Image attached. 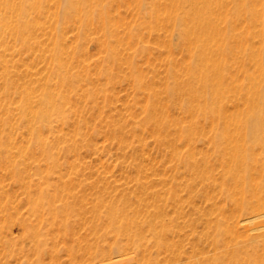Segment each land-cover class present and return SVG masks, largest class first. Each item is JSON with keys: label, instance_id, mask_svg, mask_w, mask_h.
<instances>
[{"label": "rangeland", "instance_id": "obj_1", "mask_svg": "<svg viewBox=\"0 0 264 264\" xmlns=\"http://www.w3.org/2000/svg\"><path fill=\"white\" fill-rule=\"evenodd\" d=\"M18 1L0 0V264H113L109 255L115 240V245L119 241L118 245L124 244L122 251L136 255L137 264L150 258L164 261L162 256L167 260L170 250L162 248L164 254L147 230L152 205L162 210L173 230L164 240L180 253L174 263L197 264L202 213L216 202L227 203L228 198L218 188L222 170L211 156L208 125L199 120L192 145L175 134L176 123L187 120L181 108L188 104L187 91L197 86L190 79L195 50L186 39H178L179 28L172 23L174 13L182 15L188 9L187 0L184 5L183 1L166 0L170 7L165 21L163 13L159 18L146 17L140 0H101L94 8L87 6L69 15L57 5L58 0H50L54 14L47 17L45 13L28 23L17 14ZM222 1V6L210 3L222 34L220 47L227 49L220 56L225 63L222 91L226 97L218 106L235 112L248 105L247 75H258L250 51L260 52L264 59L260 35L264 0ZM175 4L179 6L176 9ZM252 14H257V19ZM203 21L197 20L196 25L212 27ZM132 27L133 37L128 33ZM55 42L69 75L64 82L53 73L50 58ZM142 45L147 49L141 51ZM173 72L178 75L179 93L182 91L175 94L179 99L171 98L164 89L173 84ZM136 76L141 77L140 84ZM45 90L54 101L60 98L57 108L65 113L54 116L50 127L34 123L33 113H27V106H38ZM155 93L156 97L149 98ZM146 107L157 114V121L147 120ZM159 123L163 129L157 127ZM41 136L46 151L38 143ZM174 147L182 151L179 153L193 147L194 170L172 156ZM206 160L212 168L208 182L196 178L198 167L199 172L205 170ZM156 178L157 183L151 181ZM139 181L148 182L147 189L140 187ZM166 188L182 200L173 203L165 194L162 197L168 202L155 203L153 192ZM111 208L119 212L117 217L134 219L129 230L143 235L144 242L139 237V242L131 244L133 235L128 230L125 234L124 220L118 222L116 217L111 222L108 217Z\"/></svg>", "mask_w": 264, "mask_h": 264}, {"label": "bare ground", "instance_id": "obj_2", "mask_svg": "<svg viewBox=\"0 0 264 264\" xmlns=\"http://www.w3.org/2000/svg\"><path fill=\"white\" fill-rule=\"evenodd\" d=\"M58 1H59V4L57 3V5L60 6V8H62L65 14L67 15L71 14L73 10L75 11L77 9L84 8L87 6L94 8L101 2V0H58ZM145 1L146 0H140L139 7L140 9H145L143 14L146 17H149V18L158 17L159 18V15L163 13L162 20L164 21L166 20V14L169 11L168 10L169 4L166 0H153L148 3ZM182 1L184 5L185 3L184 1L186 0H177V2H179L178 4H180V2ZM187 2H188L187 3L188 9L186 10L185 8L184 9L185 11L182 12L183 13L182 15H180L179 12L178 14L174 13L173 15L175 16L174 18H172V23L174 25L173 27L179 28V30L177 29V32L179 34L176 33L178 39H186L189 44V47L195 50V53L193 52L194 62L192 63L194 64L190 70L191 71L190 79L195 80L197 86L195 87V89L193 87H190L189 91H187L188 88H186L187 93L189 92L186 98H187L188 104L190 105L188 106V104H185V107H181V108L186 114L187 120L182 121V124L181 123L178 124V122L180 121L176 123L178 126L177 127L178 129L175 132V134H178L179 137L186 140L187 143H190L192 139L194 138L195 131L200 122L199 120H203L204 121L203 123H206L208 125V129H209L208 131L210 132V135L208 136H209V143H210L209 145H211V156H213L212 158H214L215 161H218L219 166L222 170L220 174L222 176V181L218 180L219 181L218 188L220 191H222L221 193L226 195L228 198L227 203L223 205H218L217 202L216 204L215 203L212 204L213 207L209 209V211H203L204 213H202L201 219L199 217L201 221L199 223L200 230L198 231L199 248L197 249L199 253L198 254L199 258H198V261L196 262L197 264H264V59H262L261 55L259 54L260 52L256 53L253 50L250 51V56H251L250 59L253 58L255 65L257 67V70H258V75H250V74L247 75L248 77V82H247L248 88L247 89H248L249 94L245 98H246V101L248 102V105L245 108L243 107V109L235 110V112H233L234 111L233 109H232L233 111H230L228 108L223 109L221 106H218V103L222 101L224 97H226L224 96V92L222 91V87L224 84V78H225L223 74L225 63L224 61H222V58L220 56L225 55L227 49L225 50L224 48L220 47V42L222 41V38H221L222 34H221V31L219 30L220 28H219L218 22L216 23V20H214L218 18L216 17L215 15L216 12L212 9V6L210 5V3L216 2L217 5L222 6L223 1L222 0H187ZM53 3L54 2L52 1L50 2V0H19L17 14L20 16V18L25 20V23H28L30 21V20L28 21V19H32V20L37 19L40 16H43L45 13L47 14V17H48L52 13V10L49 9L51 7L50 4H53ZM61 3H63L62 6L60 5ZM178 4H175L174 6L175 9L176 7H179ZM207 15L208 17H206ZM253 18L257 19V14H254ZM197 20H204L203 21L204 23L212 24V27L202 26V25L197 26L196 25ZM189 23L190 24L192 23L193 25H190ZM164 24L166 23L164 22ZM22 26L23 27H21V30H20L21 33H23V30L25 29L24 24ZM104 27H105V30L108 32V27L107 26H104ZM134 30L135 28L133 27L130 29L128 28V33L132 37L133 35H135ZM260 35H261V41L263 43L264 42V27L262 28ZM210 42L216 43V47L212 48L213 44ZM107 46H110V42H107ZM54 47H58V44L56 42L54 43V46L51 52V58H50L53 64V73L58 77V79L59 78L63 79L62 82H64V79L67 80V77L69 75L63 69V66H62L63 64H62L61 57H60V51H58L59 47L57 48V50ZM145 49H147V47L146 46L144 47L142 45L141 51ZM261 53L264 54V52H261ZM173 73H174L172 74V77H173L172 79L174 80V81L172 80L173 84H171V86L169 84L170 87L165 85L164 89L168 95L170 94L171 96L173 95L175 97L176 96L175 94L179 95L182 91L179 93L180 83L177 77L178 75L175 72ZM46 76H45V80H46ZM52 78L53 77H51V79ZM71 78H73V76ZM135 79L138 84L141 83V77L139 78L138 76H136ZM48 82L49 81H47V83ZM184 83L185 82H183L182 85H184ZM68 86H70V83ZM49 87H50V84H49ZM238 87H241V86H238ZM54 89L55 88L53 87V90ZM240 90L242 89L240 88ZM246 90L244 91L245 93H246ZM60 91H62L61 88H60ZM185 92H183L182 94H184ZM45 93H46L45 95L42 94L41 97L39 96L38 103H37L38 106L35 107V109H33L31 106H27V109H28L27 113L29 112L33 113L34 123H39L41 126H44V127L45 126L50 127V125L52 124V121H54V116H58L59 114H62V113L65 114V113L64 111L63 112L61 111L62 113L58 111V108L60 106L59 104L60 102L58 103V101L60 98L55 99V101L58 103L57 105L55 101L52 99V94L47 93L46 90H45ZM157 95L158 94L155 93L149 98L156 97ZM173 96L171 98H173ZM175 98H177V96ZM194 102H196V105L193 104ZM62 104L63 103L61 102V105ZM149 106L153 108L154 102L152 100H150ZM149 106L147 105V107ZM147 107L145 108V111L147 114V120L157 121V116H156L157 114L148 112ZM21 117H25V115L24 116L21 115ZM52 117H53V120H52ZM160 124L161 123H159L158 125ZM157 127L161 128V125ZM33 129L35 130V127H33ZM38 143L46 151V148H48L47 143L45 142V140H43L42 136L38 137ZM182 143L183 142H181V144ZM190 144L192 145V143ZM186 145L189 146L188 144ZM49 147H52V146H49ZM190 149L191 151H189ZM190 149L185 150L184 153H179V151L181 150H179L178 147H174L171 152H172V156H174L177 161L181 162L184 165V167H186L187 169L190 168L194 170V167H196L197 163L195 162L196 159L194 157L195 153H194L193 147L192 148L190 147ZM52 157H54V155L53 156L50 155V158ZM203 163H204L203 166L205 170L199 172L200 167H198L199 171L198 172L196 171L197 177L196 176L195 177L199 178V180H206L208 182L210 181L209 180L210 177L207 176V174L210 171H212V168H210L209 165L207 166V163H208L207 160L204 161ZM202 172H204L205 175H203ZM151 181L157 183L159 180L156 178ZM145 183L146 182L143 183L139 181V186L142 188H146V186H148L147 185L148 182L147 184ZM166 189L161 192L159 191L153 192V195H154L153 201L155 203L160 202V201L163 202L165 199H163L162 196L163 195L165 196V194L170 196V199L168 200L172 201L173 203L175 202L177 203L178 200L179 202L182 200L180 197H178L177 194H175V192H171L170 188H168L167 190ZM168 200H165V201L168 202ZM152 206L153 208L150 214V220L147 219L149 220V222L147 221L148 225H146L148 226L147 230L150 232V237H152L153 240L155 241L156 243V244L154 243L155 246L158 245V247L161 248V251H163L162 248H164L165 250L166 249L170 250V251H167L168 254H166L167 256L169 255V258L165 260L162 256V259L164 261H161V259L159 260L156 259L157 258L156 256L155 258L156 260H150L151 258L145 260L144 256L142 255L143 260H145V264H164V262L165 264H177L178 262L174 263V261H178L177 256L179 255L180 257V253L179 254L176 253L174 249L171 250L173 245L170 246L171 247L170 249L168 247V243L166 244V241L164 240L166 239V235L172 233L173 230L168 227L167 222H166L167 220H165L166 217H163L162 215V210L156 205H152ZM113 210L114 209H112L110 213H107L108 217L111 219V222H113L116 219L117 215L119 214V212L113 211ZM177 213L180 214V211H178ZM119 220L121 221L124 220L123 223H125V225L127 224L126 228L124 227L125 234L128 232L131 233V230H129V228L131 227L130 226L132 223L131 221H133L134 219L129 220L127 216L122 218V216L120 217L119 215L117 217V221L120 222ZM121 227H123V224L120 225L119 228ZM121 230L123 232L122 228L120 229V231ZM127 230L128 232H126ZM133 233H131L133 235L131 244L134 246L135 242L139 240L140 236L138 234L137 235L135 234L137 233L136 231L134 234ZM141 233L142 232H140V235ZM131 234H129L128 237L126 236L127 239L129 238V236H131ZM142 236L143 235H141L140 238L143 241L144 238L142 239ZM176 236L180 237L179 234H176ZM146 240L148 239H145V244L147 243ZM115 242L117 241L115 240ZM125 242L128 246L127 241ZM128 242L130 244V240H128ZM141 242L140 244H142ZM114 243L112 244L110 255H109L113 259V262H112L113 264H137L136 255L132 254V252L131 253L125 252L126 250L125 248L127 246H125L124 248L125 250L122 251L123 248L121 246H123L124 244L123 245L121 244V246L118 245L120 241L119 243H116L117 245H115ZM140 246H141L140 248H143L142 245ZM177 247H178V244H177ZM128 248H130V246ZM163 253L160 252V255ZM140 258L141 257L139 256V258L137 259H140Z\"/></svg>", "mask_w": 264, "mask_h": 264}]
</instances>
